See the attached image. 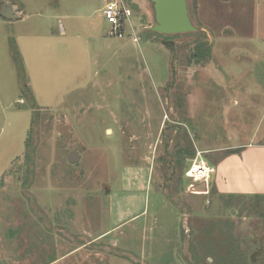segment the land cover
I'll return each instance as SVG.
<instances>
[{
	"label": "rangeland",
	"instance_id": "1",
	"mask_svg": "<svg viewBox=\"0 0 264 264\" xmlns=\"http://www.w3.org/2000/svg\"><path fill=\"white\" fill-rule=\"evenodd\" d=\"M107 1L2 0L21 18L0 16V264H196L192 239L264 264L261 55L219 39L211 60L209 0L176 35L123 0L138 43L108 36ZM185 135L206 181L177 167Z\"/></svg>",
	"mask_w": 264,
	"mask_h": 264
},
{
	"label": "crops",
	"instance_id": "2",
	"mask_svg": "<svg viewBox=\"0 0 264 264\" xmlns=\"http://www.w3.org/2000/svg\"><path fill=\"white\" fill-rule=\"evenodd\" d=\"M195 2H198L199 8L204 6L203 0ZM17 13L18 18H21V11ZM209 14L211 34L218 39L211 45L212 61L215 60V54L220 53L215 46L222 39L227 44L230 41L241 44L231 49L235 53L258 54L261 55V62H264V0H209ZM252 85L257 91H262L258 82L253 81Z\"/></svg>",
	"mask_w": 264,
	"mask_h": 264
},
{
	"label": "trees",
	"instance_id": "3",
	"mask_svg": "<svg viewBox=\"0 0 264 264\" xmlns=\"http://www.w3.org/2000/svg\"><path fill=\"white\" fill-rule=\"evenodd\" d=\"M2 6V0H0V10ZM191 8L192 11L194 12L196 10V2L195 0H192L191 2ZM188 9V8H187ZM1 16V14H0ZM209 47L206 41H199L194 45V53L192 54L193 58H198V56L205 54L208 52ZM26 147H28V141L26 142ZM242 148H229L226 149L225 153L227 155L229 154H234V153H239L241 152ZM196 152V149L193 148V146L190 145L188 136L185 135L184 139V145H177L176 150H175V158L177 162V167H182L184 163L187 164V162L190 164L191 159L194 157ZM208 159V158H207ZM207 162L212 166L214 163ZM188 164V165H189ZM258 215L263 218L264 217V212L259 211ZM193 238V235H192ZM235 244H237V240L233 241ZM225 243V241H224ZM190 247L192 250L193 258L196 264H200L201 262L204 264H236L238 261L237 258L233 257V246L231 243H226V247L223 249L216 244L208 245L206 241L202 242H196V241H191ZM205 250L209 251L212 250L215 254L214 258H211L209 254L205 253ZM200 252V253H199ZM244 252V251H243ZM217 253V254H216ZM242 253V251H240ZM207 258H210L211 261H207ZM241 264H245V259L243 257L239 258Z\"/></svg>",
	"mask_w": 264,
	"mask_h": 264
},
{
	"label": "built area",
	"instance_id": "4",
	"mask_svg": "<svg viewBox=\"0 0 264 264\" xmlns=\"http://www.w3.org/2000/svg\"><path fill=\"white\" fill-rule=\"evenodd\" d=\"M102 13L110 25L108 36L121 39L128 34L134 42L138 43V38L130 19L131 10L123 0L107 1L102 9ZM202 154L203 151L196 150L186 170V176L192 181H206L214 171L213 167L204 159Z\"/></svg>",
	"mask_w": 264,
	"mask_h": 264
},
{
	"label": "water",
	"instance_id": "5",
	"mask_svg": "<svg viewBox=\"0 0 264 264\" xmlns=\"http://www.w3.org/2000/svg\"><path fill=\"white\" fill-rule=\"evenodd\" d=\"M153 3L155 24L151 29L157 33L176 35L194 31L187 9L186 0H151ZM7 19H17L19 14L15 5L5 3L0 12ZM165 45H171V41H163ZM75 153L70 155L73 160Z\"/></svg>",
	"mask_w": 264,
	"mask_h": 264
}]
</instances>
